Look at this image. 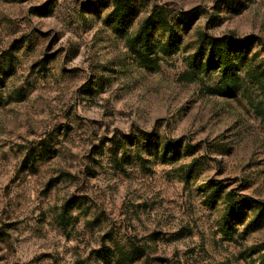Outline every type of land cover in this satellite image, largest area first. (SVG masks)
I'll return each mask as SVG.
<instances>
[{"label": "rangeland", "instance_id": "374dc122", "mask_svg": "<svg viewBox=\"0 0 264 264\" xmlns=\"http://www.w3.org/2000/svg\"><path fill=\"white\" fill-rule=\"evenodd\" d=\"M116 1L0 0V264H264V83L202 71L204 39L254 37L264 74V0H129L124 28ZM154 9L199 16L147 65Z\"/></svg>", "mask_w": 264, "mask_h": 264}, {"label": "trees", "instance_id": "16d2710c", "mask_svg": "<svg viewBox=\"0 0 264 264\" xmlns=\"http://www.w3.org/2000/svg\"><path fill=\"white\" fill-rule=\"evenodd\" d=\"M114 6V10L110 13V21L118 27L124 28L126 22L130 20L131 1L118 0ZM198 16L197 10L182 13L177 17L174 27L172 25L173 22L165 10L154 9L151 16L146 20L145 24L136 35V39L132 40L131 47L139 48L138 51H135H137L139 57L147 65H150L153 63V61L150 60L152 54L149 53V50L152 48L150 40L153 32L152 26L157 25V27L168 36V47L177 46L176 50L178 51V46L181 45L180 39H177L180 30L188 32V30L193 27ZM203 44L208 48V52L201 53L206 56L208 61L202 71L218 72L220 75V83L216 86V94L221 97H235L244 86V76H247L249 80L256 85H262L264 83V74L257 73L255 69V62L258 59V55L253 53L255 46L262 44L260 40L254 37L242 40L229 38L204 39ZM165 48L166 47H162V50H165ZM257 69L259 68L257 67ZM149 138L150 146L147 148L153 150V146H156L158 141L152 136H149ZM166 151L170 154L176 153L177 148L172 145L167 146L165 148V152ZM228 200L226 215L235 214V212L243 210V206L245 205H249L251 208H258V204L253 200H248L240 204L236 203L232 196L228 197ZM103 252L105 254V260L107 261L117 259L118 261L121 260V262L128 263H133L135 259L145 254L142 248L136 247L135 245H130L129 250H120L117 256L113 255L110 250H105Z\"/></svg>", "mask_w": 264, "mask_h": 264}]
</instances>
